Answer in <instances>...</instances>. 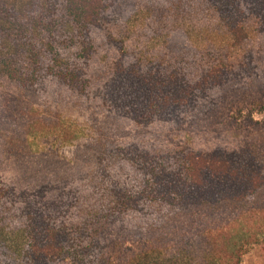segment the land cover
Instances as JSON below:
<instances>
[{
	"label": "trees",
	"instance_id": "1",
	"mask_svg": "<svg viewBox=\"0 0 264 264\" xmlns=\"http://www.w3.org/2000/svg\"><path fill=\"white\" fill-rule=\"evenodd\" d=\"M144 12L169 22L151 54L126 36ZM0 85V264H241L260 241L264 0H0Z\"/></svg>",
	"mask_w": 264,
	"mask_h": 264
},
{
	"label": "rangeland",
	"instance_id": "2",
	"mask_svg": "<svg viewBox=\"0 0 264 264\" xmlns=\"http://www.w3.org/2000/svg\"><path fill=\"white\" fill-rule=\"evenodd\" d=\"M142 14L143 16L141 15L133 21L134 24L137 25L133 26V23L130 25L129 29L126 31V36L131 38V42L140 47L144 53L151 54L156 48L160 47V44L164 40L165 32L168 28L167 24L169 22H159L155 17H146L148 14L146 12ZM209 17L210 16H207L205 18L207 20H205L199 18L198 15L193 14L190 18L187 17L189 26L186 28L191 29L192 27L191 34L194 37L199 34V36L203 38L204 33H201V29L210 23L211 19ZM109 58L110 56H108V54H103L100 60L103 62L105 59L108 60ZM0 90L2 89L0 88ZM1 96L2 94L0 93V105L2 104ZM76 111H78V108H76ZM66 112V115L69 116L71 120L74 121V119H76L75 123L77 122V125L83 126L85 119L82 114H79L78 112L75 113L74 108L68 109ZM255 117L262 119L264 114L258 112L255 114ZM39 142L46 143L49 147L61 153L64 152L66 147V145L60 144L61 140L56 138L55 134L50 137H42ZM259 237L260 241L258 243H253L245 247L241 264H264V233Z\"/></svg>",
	"mask_w": 264,
	"mask_h": 264
}]
</instances>
